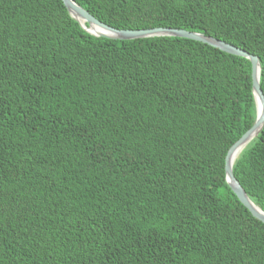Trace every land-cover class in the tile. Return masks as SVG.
<instances>
[{"label":"trees","instance_id":"obj_1","mask_svg":"<svg viewBox=\"0 0 264 264\" xmlns=\"http://www.w3.org/2000/svg\"><path fill=\"white\" fill-rule=\"evenodd\" d=\"M74 1L114 29L242 49L264 95V0ZM255 119L247 59L0 0V264H264V224L224 169ZM233 174L264 212V125Z\"/></svg>","mask_w":264,"mask_h":264},{"label":"water","instance_id":"obj_2","mask_svg":"<svg viewBox=\"0 0 264 264\" xmlns=\"http://www.w3.org/2000/svg\"><path fill=\"white\" fill-rule=\"evenodd\" d=\"M70 16L89 34L111 40H137L157 37H177L204 43L229 55L247 59L251 64L252 93L256 107V119L253 126L242 135L229 149L225 158V180L231 191L239 202L250 212V214L264 224V212L256 206L248 197L238 180L233 174L232 155L234 152L242 151L254 138L257 137L264 125V95L260 88V63L256 56L247 53L231 44L218 39L205 36L200 33L190 32L172 28H153L146 30H118L107 26L83 9L74 0H62ZM87 25V26H86ZM239 152V153H240Z\"/></svg>","mask_w":264,"mask_h":264},{"label":"bare ground","instance_id":"obj_3","mask_svg":"<svg viewBox=\"0 0 264 264\" xmlns=\"http://www.w3.org/2000/svg\"><path fill=\"white\" fill-rule=\"evenodd\" d=\"M239 152H240V151H238V152L236 151V152L233 153V155H232V160H233V161H235L236 158L238 157V155L241 153V152H240V153H239Z\"/></svg>","mask_w":264,"mask_h":264}]
</instances>
